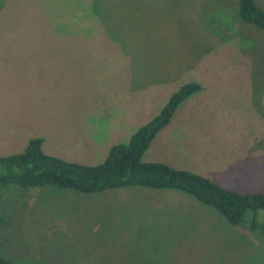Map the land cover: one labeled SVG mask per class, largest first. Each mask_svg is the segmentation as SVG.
<instances>
[{
    "label": "rangeland",
    "instance_id": "1",
    "mask_svg": "<svg viewBox=\"0 0 264 264\" xmlns=\"http://www.w3.org/2000/svg\"><path fill=\"white\" fill-rule=\"evenodd\" d=\"M236 2L0 0V156L40 137L45 154L97 164L193 81L200 90L142 161L264 192V29L241 22ZM251 216L231 225L169 188L0 187V254L14 264H264Z\"/></svg>",
    "mask_w": 264,
    "mask_h": 264
},
{
    "label": "trees",
    "instance_id": "2",
    "mask_svg": "<svg viewBox=\"0 0 264 264\" xmlns=\"http://www.w3.org/2000/svg\"><path fill=\"white\" fill-rule=\"evenodd\" d=\"M241 22L264 29V9L254 0H237ZM197 82L181 84L172 92L159 112L137 127L126 142L112 144L104 159L93 165L67 161L45 154L40 137L30 138L21 151L0 156V187H39L52 185L84 193L122 186L169 188L192 195L212 206L231 225L241 222L244 212H252L249 229L264 230L256 211H264V192L239 193L224 188L207 177L173 168L159 161H142L141 155L158 130L165 126L177 105L200 90ZM0 264H14L0 254Z\"/></svg>",
    "mask_w": 264,
    "mask_h": 264
},
{
    "label": "crops",
    "instance_id": "3",
    "mask_svg": "<svg viewBox=\"0 0 264 264\" xmlns=\"http://www.w3.org/2000/svg\"><path fill=\"white\" fill-rule=\"evenodd\" d=\"M235 166H237V160H236ZM188 171H189V170H188ZM234 171L237 172V169H234Z\"/></svg>",
    "mask_w": 264,
    "mask_h": 264
}]
</instances>
